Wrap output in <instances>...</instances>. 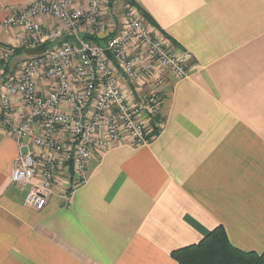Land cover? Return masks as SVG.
Here are the masks:
<instances>
[{"label":"crops","instance_id":"obj_1","mask_svg":"<svg viewBox=\"0 0 264 264\" xmlns=\"http://www.w3.org/2000/svg\"><path fill=\"white\" fill-rule=\"evenodd\" d=\"M33 1L0 0V49L23 37L2 19ZM126 1H108L117 22L114 9L141 13ZM131 1L189 73L160 88L155 138L97 155L85 184L41 211L10 183L18 148L0 131V264H177L170 253L218 227L239 252L264 253V0Z\"/></svg>","mask_w":264,"mask_h":264},{"label":"built area","instance_id":"obj_2","mask_svg":"<svg viewBox=\"0 0 264 264\" xmlns=\"http://www.w3.org/2000/svg\"><path fill=\"white\" fill-rule=\"evenodd\" d=\"M108 1L35 0L2 19L3 27L19 29L23 37L0 49V131L18 148L10 183L28 187L23 203L35 211L50 197L67 200L82 187L97 155L147 145L161 86L170 74L182 78L187 72L133 6L117 22L108 15ZM41 17L54 24L42 27ZM64 35H74L80 48L57 43ZM108 35L103 47L84 38ZM41 44L42 56L22 55L18 71L4 73L16 50Z\"/></svg>","mask_w":264,"mask_h":264},{"label":"trees","instance_id":"obj_3","mask_svg":"<svg viewBox=\"0 0 264 264\" xmlns=\"http://www.w3.org/2000/svg\"><path fill=\"white\" fill-rule=\"evenodd\" d=\"M126 2L135 5L146 21L151 25H155L150 17L145 14L135 2L131 0H127ZM112 35L105 36V38H84L90 39L96 45L103 47L106 40ZM22 53L23 50L18 49L15 51L13 57L22 56ZM6 69L7 67L4 69L5 74L7 72ZM1 76L4 77V75ZM158 121H160V119L156 116L151 123L153 135H157L159 132L158 128H156ZM170 254L177 264H264V253L261 256H257L252 253L246 254L239 252L229 244L225 232L219 227L214 228V230L206 235L199 243L175 250Z\"/></svg>","mask_w":264,"mask_h":264},{"label":"rangeland","instance_id":"obj_4","mask_svg":"<svg viewBox=\"0 0 264 264\" xmlns=\"http://www.w3.org/2000/svg\"><path fill=\"white\" fill-rule=\"evenodd\" d=\"M122 0H117V6H121L122 5V2H121ZM109 10V9H108ZM121 10V9H120ZM119 9H114V11H115V14H114V16L116 17V18H119L120 19V17H121V14H122V12H123V10H122V12L120 11ZM143 19H144V24H145V26H148L150 29H152V31H153V34L154 35H156V36H158L159 38H162V36H160L157 32H156V29H154L153 28V26L150 24V23H148V22H146L145 20V18L143 17ZM117 28L115 29V32H117ZM80 36H81V34H79ZM162 35H164L163 33H162ZM165 37V36H164ZM163 39V38H162ZM163 40H167L168 41V51H171L172 53H174L175 55H177L179 58H181V59H183L184 60V64H185V66H186V74L184 75V77H182V78H176L175 76H173V75H171V76H173L177 81L178 80H180V79H183V78H185V77H187L186 75L189 73V68L187 67V59L185 58V54L181 51V49H179L178 47H176L171 41H169V39H163ZM19 57H15V58H13V60H17ZM20 64H21V61H19V59L16 61V62H13L12 60L10 61V63L8 64V66H7V72H6V74H13L14 72H16V71H18L17 69H19V66H20ZM9 67V68H8ZM165 82H166V80H165ZM162 87V86H161ZM145 92H147V91H145ZM159 99H160V101L162 100V93H160L159 95ZM162 108H161V106H159V109L157 110V116H158V118L160 119V121H158V124H157V127L156 128H158V130H160V128H159V125L162 123V119H163V117L160 115V114H162V110H161ZM162 120V121H161ZM160 123V124H159ZM159 133V132H158ZM158 135V134H157ZM157 135H154V136H157ZM153 136V138H155Z\"/></svg>","mask_w":264,"mask_h":264},{"label":"water","instance_id":"obj_5","mask_svg":"<svg viewBox=\"0 0 264 264\" xmlns=\"http://www.w3.org/2000/svg\"><path fill=\"white\" fill-rule=\"evenodd\" d=\"M108 7H111V3L108 4ZM61 42H69L74 44L77 48H80L79 42L77 40V38L74 35H64L62 37H60L57 40V43H61ZM45 52V46L44 45H39L36 48L33 49H26L23 51L22 55H24L25 57H34V56H42V54H44ZM107 57V59L115 65V60L113 55L110 53V51L106 50L104 51V53Z\"/></svg>","mask_w":264,"mask_h":264}]
</instances>
